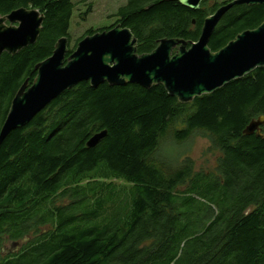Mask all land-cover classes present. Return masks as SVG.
I'll use <instances>...</instances> for the list:
<instances>
[{
    "label": "trees",
    "instance_id": "trees-1",
    "mask_svg": "<svg viewBox=\"0 0 264 264\" xmlns=\"http://www.w3.org/2000/svg\"><path fill=\"white\" fill-rule=\"evenodd\" d=\"M206 1L194 10L177 0H127L115 23L130 28L138 53L161 37L195 41L222 3ZM20 6L44 18L34 43L0 55V127L35 64L59 37L70 41L72 0H0V14ZM263 18L264 4H234L209 48ZM260 114L264 66L188 102L162 84L83 80L65 89L0 142V248L29 236L18 251L0 253V264H264V139L243 131ZM198 133L218 152L211 170L160 150L167 135L183 143Z\"/></svg>",
    "mask_w": 264,
    "mask_h": 264
},
{
    "label": "water",
    "instance_id": "water-1",
    "mask_svg": "<svg viewBox=\"0 0 264 264\" xmlns=\"http://www.w3.org/2000/svg\"><path fill=\"white\" fill-rule=\"evenodd\" d=\"M177 1L195 10L202 0ZM239 3L264 4V0H228L204 17L197 40L161 37L147 52H137V38L129 27L119 22L82 36L68 54V37H59L51 54L35 64L36 74L31 83L25 79L12 97L0 127V142L9 131L27 124L65 89L83 80L91 86L104 81L110 85L137 83L145 88L162 84L169 95L188 102L264 66V18L256 27L237 33L219 49L213 51L208 46L220 17ZM43 18L37 8L25 6L0 14V55L4 51L14 54L34 43ZM243 131L264 139V115L252 118ZM105 135V129L93 133L86 146H94ZM17 243L11 240L6 252L15 250Z\"/></svg>",
    "mask_w": 264,
    "mask_h": 264
},
{
    "label": "rangeland",
    "instance_id": "rangeland-1",
    "mask_svg": "<svg viewBox=\"0 0 264 264\" xmlns=\"http://www.w3.org/2000/svg\"><path fill=\"white\" fill-rule=\"evenodd\" d=\"M74 3L70 25L69 36L70 45H73L76 40L84 34H87L89 30H101L110 28L115 24L117 19V11L120 6L126 4L127 0H72ZM227 0H207L206 6H211L215 2H224ZM90 7V9H89ZM194 135V134H193ZM187 139L183 143H176L167 135L165 140L161 143V151L164 152L170 159L188 158L193 162V168L195 170H211L216 165V159L218 152L210 148L208 139L201 134H195ZM26 240L18 241L15 246L17 251L21 248L22 243ZM10 241L5 239L3 241V247L1 248V255L6 253V250L10 248ZM10 252V251H8Z\"/></svg>",
    "mask_w": 264,
    "mask_h": 264
},
{
    "label": "flooded vegetation",
    "instance_id": "flooded-vegetation-1",
    "mask_svg": "<svg viewBox=\"0 0 264 264\" xmlns=\"http://www.w3.org/2000/svg\"><path fill=\"white\" fill-rule=\"evenodd\" d=\"M227 1H228V0H227ZM75 45H76V43H75ZM28 84H29V83H28ZM2 247H3V244L1 245V248H2ZM1 248H0V251H1ZM19 249H20V248H19ZM19 249H18V250H19ZM18 250H17V251H18ZM12 252H16V250H12V251H10V252H6L5 254H10V253H12ZM5 254H4V255H5Z\"/></svg>",
    "mask_w": 264,
    "mask_h": 264
}]
</instances>
